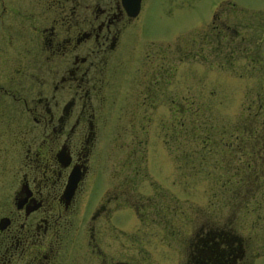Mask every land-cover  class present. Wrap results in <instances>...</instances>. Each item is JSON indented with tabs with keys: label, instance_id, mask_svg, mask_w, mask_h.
<instances>
[{
	"label": "flooded vegetation",
	"instance_id": "obj_1",
	"mask_svg": "<svg viewBox=\"0 0 264 264\" xmlns=\"http://www.w3.org/2000/svg\"><path fill=\"white\" fill-rule=\"evenodd\" d=\"M142 1L131 15L122 0H28V34L11 29L17 24L13 17L1 22L0 264L149 263L143 252L148 243L139 242L133 252L136 242L126 235L136 222L127 204L130 183L116 187L112 127L125 112L131 131L148 124L143 107L157 108L180 49L145 50L136 80L116 79ZM18 7V0H0V16ZM220 8L208 28L217 43L206 47L208 54L222 55L225 67L229 31L238 30ZM128 85L130 108H119L117 95ZM136 210L144 214L140 228L153 223L145 219L146 204ZM223 227L204 229L196 242L226 234L221 246L230 244L231 264H241L243 244L238 236L227 238ZM196 242L185 264H202ZM149 243L159 253L152 264H163V244L157 238Z\"/></svg>",
	"mask_w": 264,
	"mask_h": 264
},
{
	"label": "rangeland",
	"instance_id": "obj_2",
	"mask_svg": "<svg viewBox=\"0 0 264 264\" xmlns=\"http://www.w3.org/2000/svg\"><path fill=\"white\" fill-rule=\"evenodd\" d=\"M18 4L0 16V24L13 17L11 29L28 34V0ZM219 8L238 30L229 31L225 67L222 55L208 54L206 47L217 43L208 28ZM156 45H176L180 52L157 108L143 107L148 127L131 131L126 112L112 127L116 187L130 183L127 204L136 223L125 230L136 242L132 251L147 242L148 264L158 261L156 245L149 243L157 238L163 264H185L204 229L226 226L228 237L243 244L241 264H264V0H143L116 79L136 80L142 52ZM130 95L128 85L117 95L119 108H130ZM139 203L153 222L147 227H139Z\"/></svg>",
	"mask_w": 264,
	"mask_h": 264
},
{
	"label": "trees",
	"instance_id": "obj_3",
	"mask_svg": "<svg viewBox=\"0 0 264 264\" xmlns=\"http://www.w3.org/2000/svg\"><path fill=\"white\" fill-rule=\"evenodd\" d=\"M214 235L212 243L203 244L201 241L198 246L201 247V250L197 252L198 256L196 259H199V262L202 264H231L229 249L230 244L226 246H221V241L227 236L226 234ZM213 236V235H212ZM231 237H234L233 235ZM227 237V238H231ZM217 242V244H215Z\"/></svg>",
	"mask_w": 264,
	"mask_h": 264
},
{
	"label": "water",
	"instance_id": "obj_4",
	"mask_svg": "<svg viewBox=\"0 0 264 264\" xmlns=\"http://www.w3.org/2000/svg\"><path fill=\"white\" fill-rule=\"evenodd\" d=\"M122 0L123 4L128 8V12L131 15H136L138 13L139 7H140V0Z\"/></svg>",
	"mask_w": 264,
	"mask_h": 264
}]
</instances>
